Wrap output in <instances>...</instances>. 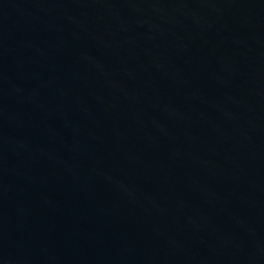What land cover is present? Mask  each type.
Returning a JSON list of instances; mask_svg holds the SVG:
<instances>
[{
    "label": "water",
    "instance_id": "1",
    "mask_svg": "<svg viewBox=\"0 0 264 264\" xmlns=\"http://www.w3.org/2000/svg\"><path fill=\"white\" fill-rule=\"evenodd\" d=\"M0 264H264V0H0Z\"/></svg>",
    "mask_w": 264,
    "mask_h": 264
}]
</instances>
